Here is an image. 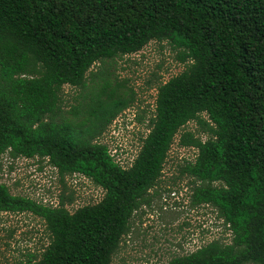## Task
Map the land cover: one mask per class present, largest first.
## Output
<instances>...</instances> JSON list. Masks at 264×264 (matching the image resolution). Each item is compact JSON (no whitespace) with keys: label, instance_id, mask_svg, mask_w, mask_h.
I'll use <instances>...</instances> for the list:
<instances>
[{"label":"trees","instance_id":"trees-1","mask_svg":"<svg viewBox=\"0 0 264 264\" xmlns=\"http://www.w3.org/2000/svg\"><path fill=\"white\" fill-rule=\"evenodd\" d=\"M149 41H166L185 67L157 85L148 130L121 166L98 137L134 98L90 67ZM87 75L73 118L63 117L62 86L83 88ZM188 121L204 138L179 134L196 153L178 175L190 178V204L211 206L229 239L165 264H264V0H0V156L38 157L60 179L79 174L103 191L69 211L68 196L44 204L0 182V212L29 213L47 235L16 264H109Z\"/></svg>","mask_w":264,"mask_h":264},{"label":"rangeland","instance_id":"rangeland-1","mask_svg":"<svg viewBox=\"0 0 264 264\" xmlns=\"http://www.w3.org/2000/svg\"><path fill=\"white\" fill-rule=\"evenodd\" d=\"M184 67L185 63L176 58V50L166 41H149L135 53L115 57L103 64L96 62L90 67L91 72L100 68L106 70L109 84L117 85L118 92L125 98L130 95L134 98L98 137L121 166L129 164L148 130L157 85ZM89 77L87 75L83 88L62 86L63 117L73 118L70 107L82 100L90 86ZM135 114H139V121L134 119ZM183 131L204 138L194 121H188L178 130L159 181L148 191L149 206H141L132 215L130 231L122 237L109 264H165L171 257L192 251L212 239L228 241L229 232L216 211L209 205L189 202L192 184L190 178L178 175V168L184 161L193 160L196 150L178 143ZM0 182L11 194L27 196L44 204L55 205L60 194L64 198L68 196L70 201L65 206L69 211L97 202L103 193L82 175H65L60 179L55 168L43 159L11 158L7 153L0 156ZM46 243L47 235L39 218L29 213L0 212V264H16L26 253L38 254Z\"/></svg>","mask_w":264,"mask_h":264}]
</instances>
